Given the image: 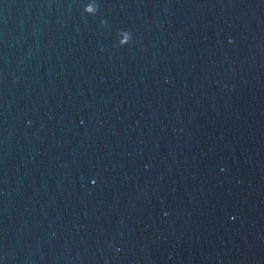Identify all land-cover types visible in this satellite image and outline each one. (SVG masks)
<instances>
[{
  "label": "water",
  "instance_id": "water-1",
  "mask_svg": "<svg viewBox=\"0 0 264 264\" xmlns=\"http://www.w3.org/2000/svg\"><path fill=\"white\" fill-rule=\"evenodd\" d=\"M0 264H264V0H0Z\"/></svg>",
  "mask_w": 264,
  "mask_h": 264
}]
</instances>
